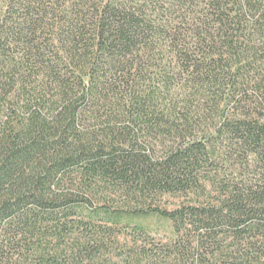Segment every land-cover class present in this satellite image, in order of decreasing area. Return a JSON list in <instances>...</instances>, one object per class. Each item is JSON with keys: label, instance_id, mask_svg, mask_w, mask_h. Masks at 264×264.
Segmentation results:
<instances>
[{"label": "trees", "instance_id": "trees-1", "mask_svg": "<svg viewBox=\"0 0 264 264\" xmlns=\"http://www.w3.org/2000/svg\"><path fill=\"white\" fill-rule=\"evenodd\" d=\"M0 264H264V0H3Z\"/></svg>", "mask_w": 264, "mask_h": 264}, {"label": "rangeland", "instance_id": "rangeland-1", "mask_svg": "<svg viewBox=\"0 0 264 264\" xmlns=\"http://www.w3.org/2000/svg\"><path fill=\"white\" fill-rule=\"evenodd\" d=\"M3 4V0H0V6ZM207 200V198L201 194L190 193L187 196L184 194H171L166 193L162 195H158L154 201L152 202V207H157L158 209H166V210H174L183 204L188 203H198ZM144 223L147 225L149 234L155 237L158 240H168L171 235V225L170 223L161 218L158 212H149L147 216L143 219ZM127 222V221H126ZM103 225L108 224L106 221H102ZM134 222L131 223V225ZM126 224H119L117 227L118 231V239L124 243L125 235H127L126 231H130V226L125 227ZM124 226V228H123Z\"/></svg>", "mask_w": 264, "mask_h": 264}]
</instances>
